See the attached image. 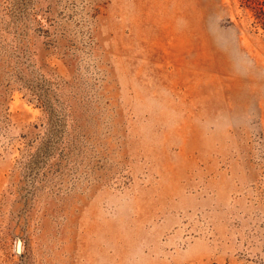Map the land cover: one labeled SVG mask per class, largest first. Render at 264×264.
<instances>
[{
  "label": "rangeland",
  "instance_id": "obj_1",
  "mask_svg": "<svg viewBox=\"0 0 264 264\" xmlns=\"http://www.w3.org/2000/svg\"><path fill=\"white\" fill-rule=\"evenodd\" d=\"M213 263L264 264L252 12L0 0V264Z\"/></svg>",
  "mask_w": 264,
  "mask_h": 264
},
{
  "label": "trees",
  "instance_id": "obj_2",
  "mask_svg": "<svg viewBox=\"0 0 264 264\" xmlns=\"http://www.w3.org/2000/svg\"><path fill=\"white\" fill-rule=\"evenodd\" d=\"M242 5L252 12L254 23L264 29V0H241ZM215 264V263H213ZM230 264V263H224ZM244 264V263H233Z\"/></svg>",
  "mask_w": 264,
  "mask_h": 264
},
{
  "label": "bare ground",
  "instance_id": "obj_3",
  "mask_svg": "<svg viewBox=\"0 0 264 264\" xmlns=\"http://www.w3.org/2000/svg\"><path fill=\"white\" fill-rule=\"evenodd\" d=\"M19 249H20V246H19Z\"/></svg>",
  "mask_w": 264,
  "mask_h": 264
}]
</instances>
